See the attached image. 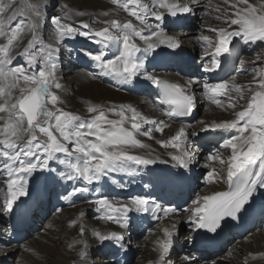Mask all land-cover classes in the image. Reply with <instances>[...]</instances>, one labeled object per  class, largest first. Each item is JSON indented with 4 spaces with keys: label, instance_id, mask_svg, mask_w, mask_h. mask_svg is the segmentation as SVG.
Masks as SVG:
<instances>
[{
    "label": "snow or ice",
    "instance_id": "6c2138e0",
    "mask_svg": "<svg viewBox=\"0 0 264 264\" xmlns=\"http://www.w3.org/2000/svg\"><path fill=\"white\" fill-rule=\"evenodd\" d=\"M112 3L133 17L139 26L131 19H106L102 21L104 27L98 30L79 31L53 16L52 43L45 42L40 32L46 4H30L25 15L13 6L14 0H0V38L3 41L0 42V174L5 176L3 184L6 186V191L0 188V194H3L4 211H11L21 197L29 194L28 177L38 169H49L50 162L63 166L64 171L59 172L60 179L84 182L85 186L73 187L68 193L73 196L88 192V185L100 182L110 173L133 176L137 173V166L153 165L157 161L171 162L173 167L188 169L197 160L189 137L211 131L228 134V138H224L219 147L205 157L208 170L204 179L209 184L223 180L228 190L202 198L198 196L184 212L193 230L216 232L225 217L236 219L257 189H264V65L254 68L252 81L243 86L235 82V76L217 83L203 82V95L212 104L224 107L219 97H228L226 107L233 109V118L211 122L201 120L196 125L181 123L174 135L156 141L163 148L173 150L168 152L170 161L153 157L150 153L136 154L133 149L149 147L139 136L153 139V132L163 133L170 125L164 120L148 119L132 105L105 108L89 102L86 110L90 115L87 117L60 107L64 101L59 92L64 86L57 75L59 48L56 45L76 35L93 40L100 45L99 51L85 55L100 70L97 75L131 81L143 74L144 79L159 89V103L166 106L162 109L163 115L186 117L195 108L192 87L200 82L189 80L186 85H180L161 80L146 71L145 61L161 45L172 50L181 47L179 38L168 35L162 24L167 17L177 18L193 9L182 0H112ZM224 4L230 5L231 10L217 7L216 12L221 14L215 19L228 27H210L209 31L215 34L214 39L207 35L196 38L202 46H207L204 55L210 57L204 64L205 72H213L221 66L220 58L222 54L230 53L234 37H239L245 45L264 42V0H260L258 5L249 3V0H224ZM75 14L83 16L85 13ZM100 15L107 17L109 12ZM18 17L23 18L14 23ZM149 17H154L157 23L150 24ZM81 24L83 28H89L87 23L81 21ZM25 35H30L26 45L13 55ZM113 45L117 46L118 54L108 59L105 50ZM17 56L23 58V63H16ZM246 96L249 98L243 105L241 101ZM238 106L240 110H236ZM108 113L118 119H110ZM144 125L152 127L145 131ZM233 130L238 134L231 135ZM41 136L46 139L41 140ZM227 150L230 154L225 158ZM217 163L220 168L216 167ZM173 176L175 174H166L160 179L170 181ZM89 203L97 207L100 219L117 224L121 229L130 226L129 214L133 212L151 213L155 220L177 212L175 207H165L145 195L119 201L101 193ZM175 228L174 222L167 226L158 225L162 235H157L153 241V250L157 253L155 264H165ZM84 231L81 226V235ZM94 235L101 243L113 241L124 247L121 232L94 230ZM84 255L81 249L80 256ZM249 257L252 260L264 259V252H250L244 264H248Z\"/></svg>",
    "mask_w": 264,
    "mask_h": 264
},
{
    "label": "bare ground",
    "instance_id": "6f19581e",
    "mask_svg": "<svg viewBox=\"0 0 264 264\" xmlns=\"http://www.w3.org/2000/svg\"><path fill=\"white\" fill-rule=\"evenodd\" d=\"M44 1L46 3L50 0ZM61 2H63L65 10V14L62 16L63 20L73 22V18L78 21V24L83 21L89 25L87 31L96 30L92 21L89 20L92 16L100 17L103 20L113 19L118 16L120 21L131 19L134 24L139 26L133 17H130L122 8H117L112 3V0H61ZM182 2L187 3L193 11L181 14L177 18L167 17L166 22L162 24L168 35L179 38L181 47L172 50L165 45H161L156 50V53L147 57L145 68L146 71L154 73L161 80L170 83L186 85L189 80L200 82V84L192 87V92L195 95V108L191 115L175 118L163 115L162 109L166 106L159 103V89L144 79L143 74L134 77L131 81H124L112 76L97 75L100 70L95 67L94 62L85 53L93 52L95 54L99 51L100 45L80 35L66 38L59 45H56L59 48L57 53V75L64 86L63 90L59 92L61 99L64 101L60 106L87 117L90 115L86 110L89 102L102 105L105 108L132 105L150 120H164L170 127L165 128L163 133L153 132V139L139 136L138 138L149 147L144 149L136 148L132 151L141 155L150 153L153 157L159 156L161 160L169 161L168 152L173 150L163 148L156 141L165 140L174 135L181 123L196 125L197 121L201 120L211 122L213 120L219 121L233 118V110L230 114H225L218 111L217 107L219 106L204 98L202 93L203 82H201L198 75L193 73L191 68V66H197L204 70V64L210 59V57H205L206 49L199 45L196 38L201 35H207L214 39L215 34L209 31V28L218 27L216 22L215 24L209 21H205L203 24L198 22L197 7L203 6L208 16L216 17L221 14L216 12L215 9L217 7L230 9V5L224 4V0H182ZM200 2L201 5H198ZM249 3L258 5L260 0H249ZM51 6L52 4L47 7V10ZM240 7H244V5ZM105 11L109 12V16L100 15ZM76 12L85 14L77 16ZM43 14L44 12H42ZM68 17L72 18L69 19ZM150 21L153 22L150 23ZM183 21L188 24L189 33L195 34L194 41L192 36L185 35L188 34L185 30L176 32L168 30V25L182 26ZM148 22L150 24L157 23L154 17H149ZM219 22L218 24H220ZM221 27H228V25L222 24ZM232 27L235 28V26ZM77 29L82 31L80 27ZM43 39L45 42L54 43L52 36L43 37ZM65 43H69L70 47H65ZM242 43L239 37L233 38L230 45V53L222 54L220 58L221 66L213 72H207V77L209 76L213 80L211 83L223 81L229 71H232L233 75L238 73L237 67L233 66V58L238 52L237 47ZM260 44L263 45L264 42L250 43L253 47ZM116 47L113 45L105 50L108 59L118 54ZM63 59H65V66L75 70L65 69L61 73ZM94 76L95 78H93ZM118 88H124L130 93L121 92ZM119 92L131 96L125 97ZM219 99L223 105L228 102V97L226 96L219 97ZM202 103L203 110L199 113L197 120H195L197 109L202 108ZM108 116L110 119H118L112 113H108ZM128 126L130 127V124ZM148 127L152 126H143L145 131ZM237 134L235 130L231 133V135ZM44 138L40 137L41 140H44ZM224 138H228V134L213 133L211 131L200 133L195 137L190 136L189 140L192 150L197 153V160L188 169L173 167L171 162L165 164L157 161L153 165L137 166V173L133 176L123 173H110L109 176L102 178L100 182L88 185V192L77 193L73 196H69L68 193L72 191L73 187L85 186L83 181L60 179L59 172L64 171V168L55 161L50 162L49 169H38L32 176L28 177L29 194L21 197L13 205V209L6 214L5 218L1 216V220L5 224L14 226L20 233L24 232L26 221H30L34 218V215L37 216L39 212L44 210L43 208L49 197L51 200L50 210H52L50 216H53L46 223L41 224V231L25 241L23 243L25 245L22 244V247L26 248L28 252H23L22 258L18 259L17 257L18 260L12 263L46 264V261L43 262L42 258H40V252L42 253L43 251L52 256V259H50L52 264H107L108 261L115 262L114 264H124L127 257H131L133 251L136 252L133 248V244L136 243L134 246L137 248L142 260L134 264H149L150 261L155 264L157 253L153 250V241L157 235H162L158 231V225L167 226L174 222L176 228L173 232L172 245L165 264H183L184 261L181 257L175 260L174 255H176L177 249L181 250L179 256L186 255V252L189 251L187 253L193 259H199L195 263L188 264H212L213 261L216 264H221V262L226 260L225 264H244L245 257H248L250 252L253 254L264 252V223L261 222L264 219V189H257L248 205L245 206V212L239 218L226 223L220 231L214 234L206 233L205 229L193 230L187 220V214L184 212V209L193 205V201L198 196L202 198L205 195L210 196L215 192L228 190V185L223 180L212 184L205 182L204 177L208 169L205 167L206 156L201 153L203 147L210 152L214 148H218ZM228 154H230V150L224 152L225 158ZM200 167H204L205 172L198 177L196 174ZM216 167L220 168L221 166L217 163ZM166 174H175V176L170 181L161 180L160 177ZM49 191H53L51 195ZM101 193L119 201H127L134 195L150 196L165 207H175L177 212L168 217H163L161 220L153 219L149 213L133 212L129 214L130 226L127 229H121L117 224L100 219L101 213L97 210V207L89 203ZM0 198L3 199V194H0ZM40 198L42 201H40ZM35 205H37L36 209L33 210ZM70 206L74 207L70 209ZM58 209L59 211H57ZM14 213L16 214L14 215ZM159 215L163 216V213ZM73 221L75 223H70ZM81 226L85 229L83 235L80 233ZM182 227L186 228V232H182ZM94 230L102 233L109 231L121 232L124 236V247L121 248L119 244L113 241L99 242L94 235ZM135 240L138 241L134 242ZM181 243H184L186 248H182L183 245ZM1 244L7 245L2 246ZM1 244L0 260L9 262L10 257H7L9 252L19 248L18 246L20 245L9 239L4 240ZM173 247L176 249L171 251ZM95 248L101 250L99 256H107L108 260L95 258L93 259L94 261H90L88 255L90 256ZM81 249L85 252L84 256H80ZM202 256H206V258L204 259ZM185 258L187 257L185 256ZM248 264H264V259L257 258L252 260L249 257Z\"/></svg>",
    "mask_w": 264,
    "mask_h": 264
},
{
    "label": "rangeland",
    "instance_id": "374dc122",
    "mask_svg": "<svg viewBox=\"0 0 264 264\" xmlns=\"http://www.w3.org/2000/svg\"><path fill=\"white\" fill-rule=\"evenodd\" d=\"M6 2V0H5ZM39 2L40 4H46L47 7L50 6L52 4V6L46 11V13L44 12L43 19L40 22V32L42 37H51L54 31L53 28V24H52V17L53 16H58L61 20V23H67V24H71L74 28H78L80 27L82 31H87L88 29L83 28L82 24H78L77 20H74L72 17L73 22H66L63 20L62 16L65 14V10L63 7V2H61V0H50L48 2L45 3L44 0H14V4L13 6L15 8H17L20 12L24 13L25 15L28 14V6L32 3H36ZM110 4V3H109ZM204 4V3H203ZM201 5V2L198 4ZM205 5V4H204ZM110 6H112L110 4ZM64 10V11H63ZM197 21L201 22L202 24L205 21H209L213 24H217L218 27H221L222 24H224L221 20H217L215 19V17L213 16H208L205 13V8L203 6H198L197 7ZM119 14V13H118ZM23 18V17H18V20L15 21L19 22V19ZM113 19H118V16H116ZM89 20L92 21L93 25L96 27L95 29H100L104 26V24L102 23L103 19L97 16H92ZM220 21V22H219ZM153 21H150V23H152ZM218 22L220 24H218ZM168 30L169 31H181V30H185L188 34L185 35H190L193 38V41L195 39V34L193 33H189V29H188V24H186L184 21L182 22V26H175V25H168ZM176 34V33H175ZM30 38V35H25L24 38L19 42V46L14 50L13 55L16 54L17 52L22 51L23 47L26 45L27 40ZM0 42L2 41V38H0ZM186 44V42H184ZM199 45L203 48V49H207V46H202V44L200 42H198ZM188 46V45H187ZM65 47H70L69 43H65ZM79 48V47H77ZM238 52L237 54H235L234 58H233V66L237 67V69H242L241 71H237L238 73L236 75H233L232 71H229L226 75H225V79L224 80H230L233 76H236V81L238 84L240 85H246L249 82L252 81L253 76L255 75V73L253 72V69L264 65V44L263 45H258V46H252L250 44L245 45L244 43L240 44V46L237 47ZM258 57H260V59H258ZM241 61H243V65L241 64ZM16 63H23V58L17 56L16 57ZM171 63H173V61H171ZM192 64V63H191ZM62 70L61 73H63L65 71V69H71V70H75L73 68H68V66H65V59H63L62 61ZM192 71L194 74L198 75L201 80V82H213L211 77H207V72H205L204 70H201V68L197 67V66H191ZM60 73V74H61ZM253 75V76H252ZM253 89H255V85H253ZM119 91L124 92V93H130V91L124 89V88H118ZM120 93V92H119ZM203 93V92H202ZM18 94V93H17ZM122 94V93H120ZM125 97L131 96V95H124ZM201 95V93H200ZM250 95V94H249ZM203 96V95H201ZM205 98V97H204ZM249 97L246 96L244 101H241V104L246 105V101ZM206 99V98H205ZM207 100V99H206ZM228 100V99H227ZM206 103V102H205ZM49 107H52L51 105H49ZM61 107V106H60ZM202 108H198L197 109V116L195 118V120H197V118L199 117V113H201V111L203 110V103H202ZM218 111H221L225 114H230V112H232L233 109L231 108H227L226 104L224 107H217ZM66 110V109H65ZM236 110H240V107L238 106ZM66 111H69L68 109ZM194 120V121H195ZM43 136H41L42 138ZM46 139V137L44 138ZM200 148H202L201 145H199ZM210 151H207V149H204V147L201 150V153L204 156H207L209 154ZM205 172V168L204 167H200V169L197 172V176L200 177L202 176V173ZM5 179V176L3 174H0V188H6V186L3 184V180ZM45 192V191H44ZM53 191H49L50 195ZM40 201H42V199L40 198ZM48 202L46 203L45 207L43 208L44 210H42V212H39L37 214V216L34 215V218L31 219L30 221H26V223L28 222V224H24L25 225V230L24 232H19L18 230L15 229L14 226H11L10 224H5L3 223V221L1 220V216H3L4 218L6 217V214H8L9 212H5L4 211V200L0 198V244L1 242H3L6 239H9L12 242H16L18 243L20 246H18L19 248L15 249L12 252H9L8 254V258H9V262H5L0 260V264H13L12 262H15L18 259L22 258V253L23 252H28V250H26V248L22 247V244L27 241L29 238H31L32 236H34L36 233H38L39 231L42 230V226L41 224H44L47 222V220H49L52 216L51 215V211L50 210V197L47 200ZM39 202V201H38ZM37 202V203H38ZM21 206V205H19ZM36 206H34V209H36ZM74 207V206H73ZM70 206V209L73 208ZM16 213H14L15 215ZM262 223H264V219H262L261 221ZM182 232H186V228H181ZM140 240V239H139ZM138 240H135L134 242H136ZM181 242H183L181 240ZM136 243L133 244V248L135 249L136 252H132L131 253V257L128 256L126 262H124V264L128 263V264H134L140 262L142 259L139 256V253L137 251V248L134 246ZM183 246L182 248H186V246L184 245V243H181ZM2 246L7 245V244H1ZM25 245V244H23ZM52 247V246H51ZM173 249H176L175 247H173L171 249V251ZM20 251V253H19ZM100 251V252H99ZM176 255H174L175 260H177L179 257H181L183 259V264H188V263H195L197 261H199V259H193V257L191 255H189V251L186 252V255H182L179 256V252H181V250H176ZM184 252V251H183ZM43 253V254H42ZM42 253L40 252L41 256L40 258H42L43 262L46 261V264H52V261L50 259H52V256L49 253H45L42 251ZM185 253V252H184ZM101 254V250L95 248L93 250V252L90 254V256L88 255V259L90 261H94L93 259L98 258V259H102V260H108L107 256H99ZM43 255V256H42ZM21 256V257H20ZM185 256L187 258H185ZM18 257V259H17ZM204 259L206 258V256H202ZM45 258V259H44ZM203 260V259H202ZM222 261V260H221ZM224 261V260H223ZM117 262V261H116ZM227 262V260L225 262H221V264H225ZM115 262H107V264H114Z\"/></svg>",
    "mask_w": 264,
    "mask_h": 264
}]
</instances>
